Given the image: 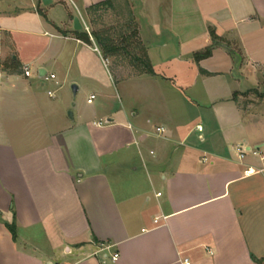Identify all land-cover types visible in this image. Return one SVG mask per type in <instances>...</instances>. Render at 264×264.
<instances>
[{"label":"crops","instance_id":"crops-1","mask_svg":"<svg viewBox=\"0 0 264 264\" xmlns=\"http://www.w3.org/2000/svg\"><path fill=\"white\" fill-rule=\"evenodd\" d=\"M104 1L0 0V264L264 263V0H112L156 73L118 82L73 28Z\"/></svg>","mask_w":264,"mask_h":264},{"label":"trees","instance_id":"trees-1","mask_svg":"<svg viewBox=\"0 0 264 264\" xmlns=\"http://www.w3.org/2000/svg\"><path fill=\"white\" fill-rule=\"evenodd\" d=\"M125 4L128 6L129 3L128 1L125 2ZM116 9V6L114 5V2L112 0H107L95 5H92L88 8V13L90 15H92V13H97L100 11H107ZM127 12H128V19L127 21L129 22V24L131 23V25H134L135 29L134 32H129V33H125L124 30L128 31V27L126 26H122V28H124L122 30V28L120 29V31H118L116 34L119 37L120 41L117 40L116 38H114L113 35L109 36L108 34L110 33L109 30L104 31L108 34H104V32L102 31H97V30H92V35L94 36V38L96 39V41L98 42L99 45H101L105 52L108 53L109 55L113 56V55H124L127 57H130L133 60V65H134V71L137 70L138 73L140 74H150V75H156L154 68L149 60V57L147 55L146 52H144V48L141 49L142 54H135L133 52H131L130 47L131 44L134 42L135 38H137V24L135 22L134 17L131 14V11L128 9L127 7ZM91 25L95 22H93V20H90ZM128 25V24H126ZM130 27V25H128ZM75 34L82 39L84 42L88 43V44H92L89 34L87 32H82V31H76ZM210 35L212 38V43L210 46H208L204 51L202 52H197L194 55V60L196 62L201 61L204 58H207L209 56L212 55L213 50L220 45H223L225 43V40L221 37H219L214 29H210ZM227 44V43H226ZM230 54L231 55H235L234 51L232 49H230ZM264 94H261V97H263ZM7 228L9 229V231L13 234V236H15V228L16 225L15 223L12 224H7ZM254 260L256 261L257 264H264L262 260L260 259H256L254 258Z\"/></svg>","mask_w":264,"mask_h":264},{"label":"rangeland","instance_id":"rangeland-1","mask_svg":"<svg viewBox=\"0 0 264 264\" xmlns=\"http://www.w3.org/2000/svg\"><path fill=\"white\" fill-rule=\"evenodd\" d=\"M127 5L126 4H122V6H119V7H116L115 10L113 9H110V10H107V11H100V12H97V13H92V15L90 16V20L92 19L93 23L92 26H89V22H88V26H89V32H92V30H97V31H107L109 30L110 33H106L104 32V34H108L109 36L113 35L114 38H116L117 40L120 41L119 37L117 36V32L120 31V29L122 28V26H126L128 27V31L127 30H124L125 33H131V32H134V25H131V23L129 24V22L127 21V19L129 18L128 17V12H127ZM129 8V7H128ZM130 25V27L128 25ZM125 28V27H124ZM122 28V30L124 29ZM88 32V31H86ZM121 42V41H120ZM230 45V44H229ZM98 50H99V54H100V60H102L103 62V68L106 70V73H110V75L113 77V79L118 82V81H121L122 79H120L119 77V72H120V75H122L123 71H120V70H117V68L115 67L116 65L111 62V55H109L108 53L105 52L104 48L98 44ZM132 48V47H131ZM130 48V50H131ZM132 52V51H131ZM133 53L135 54H139L141 55L142 52L140 51H134ZM87 58H89L90 61H95V58L94 57H90L88 56ZM122 58L123 60L126 59L127 62H131L132 64L134 63L133 60L127 56H124L122 55ZM125 65H127V63H124ZM48 71L50 72L51 70L48 69ZM134 72V75H139L140 73L137 72V70H131ZM124 72H129L128 69H125ZM77 85V84H76ZM69 85H67L66 88H68ZM70 88L72 90V85H70ZM120 89V92L122 90L121 87H119ZM73 91V90H72ZM262 93L260 94H264V87L261 89ZM66 92H67V89L65 90H62L60 92V97L61 98H66ZM259 94V95H260ZM256 98L255 99H260L261 97L259 96L258 97V93L256 94ZM89 96V93L88 94H83L81 93L79 96H78V99L81 101V102H85V100L88 98ZM59 97V98H60ZM75 99H76V96L73 95V101H72V106L76 103L75 102ZM118 99V98H117ZM99 101V99L95 100V103H97ZM116 101H120L119 99L116 100Z\"/></svg>","mask_w":264,"mask_h":264},{"label":"built area","instance_id":"built-area-1","mask_svg":"<svg viewBox=\"0 0 264 264\" xmlns=\"http://www.w3.org/2000/svg\"><path fill=\"white\" fill-rule=\"evenodd\" d=\"M83 25H84V28L86 29V31H88V33H89V27H87L85 25V23ZM0 70H1V68H0ZM24 75L27 76V77L31 76V70L27 66L24 67ZM43 77H44L45 80H53V79H55L56 76L53 73L46 72ZM50 94L52 95L51 92H50ZM94 98H95V96L91 95L90 98L88 99V102H92ZM100 125H102V124L100 123ZM197 128L199 130H202L201 126H198ZM157 130L160 131V132L164 131L163 128H161V127H159ZM237 151L240 154V157H243L247 152H253L254 154H261L260 153L261 152L260 149H250L248 151V150H246V148L244 147L243 144H239L237 146ZM262 158L264 159V154H262ZM204 160H206V158H204ZM254 172H255V169H253V168H249L248 170L245 171L246 175L253 174ZM158 195H161V194L159 193ZM166 218H167L166 216H157V217H155L154 220H153V223H154L155 227L157 228V227L161 226L163 221L166 220ZM108 248L109 247H106L104 249H108ZM117 259H118V254L117 253L113 254L112 260L116 261ZM185 264H189V262L186 260Z\"/></svg>","mask_w":264,"mask_h":264},{"label":"water","instance_id":"water-1","mask_svg":"<svg viewBox=\"0 0 264 264\" xmlns=\"http://www.w3.org/2000/svg\"><path fill=\"white\" fill-rule=\"evenodd\" d=\"M43 4L48 5L52 2V0H42ZM73 28L75 31H82L84 29V25L81 21V19L79 18V16H75L74 17V21H73ZM44 73H46V71L44 69L40 70V75L44 76ZM72 90L74 93H76L78 91V86L77 85H73L72 86ZM69 115L72 117V112H69ZM259 148V147H258Z\"/></svg>","mask_w":264,"mask_h":264}]
</instances>
